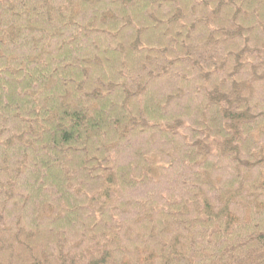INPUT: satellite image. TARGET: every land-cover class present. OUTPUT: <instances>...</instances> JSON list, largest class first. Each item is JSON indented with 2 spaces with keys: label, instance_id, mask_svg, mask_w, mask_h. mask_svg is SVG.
<instances>
[{
  "label": "trees",
  "instance_id": "trees-1",
  "mask_svg": "<svg viewBox=\"0 0 264 264\" xmlns=\"http://www.w3.org/2000/svg\"><path fill=\"white\" fill-rule=\"evenodd\" d=\"M0 264H264V0H0Z\"/></svg>",
  "mask_w": 264,
  "mask_h": 264
}]
</instances>
